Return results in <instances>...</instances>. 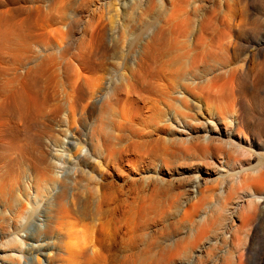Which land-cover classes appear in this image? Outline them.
<instances>
[{
  "label": "bare ground",
  "instance_id": "6f19581e",
  "mask_svg": "<svg viewBox=\"0 0 264 264\" xmlns=\"http://www.w3.org/2000/svg\"><path fill=\"white\" fill-rule=\"evenodd\" d=\"M53 1L0 0V73L5 71V65L8 67L0 83L1 189L22 166H27L26 188L30 191L33 182L42 177L45 189L55 187L61 180V189L55 197L58 200L66 191L78 188L69 177L58 179L54 174V166L48 161L49 144L41 141L36 131L44 108L50 120L59 119L62 112L60 107L48 104L39 83L41 78L58 77L71 91L66 112L68 129H76L77 139L89 145L90 152L85 155L84 163L92 162L91 149L94 154L102 149L106 152L107 169L99 186L107 192V199L113 191L122 190L116 185L118 179L108 180L117 171L122 172L123 180H133L125 190L128 197L145 191L153 202L163 195L176 193L182 199L185 220L198 219L195 233L189 241L179 242L176 252L200 251L201 255L206 250L201 244L210 231L216 233V241L223 240L224 233H230L240 222L241 228H247L248 237L238 254L239 257L247 255L252 251L257 229L264 223V0H194L191 11L177 10L175 0H146L143 75H135L131 83L135 88H131L134 104L143 119L139 125L121 122L132 131L129 135L116 136L100 117L91 127L87 140L82 139L85 122L91 118L87 116L101 106L112 107L128 85L123 80L116 83L110 95L102 102L99 100L106 87L107 61L114 51L102 0H83L89 6L77 10L65 21H57L62 23L61 28L50 32L45 29L48 22L55 23V18L48 16L45 19L48 22L44 21L36 29L41 32L34 34L35 38L32 36V44L36 47L42 44L45 48L38 47L41 55L35 65L23 72L14 66L30 55L29 37L35 33L31 32L32 28H36L31 22L33 15ZM167 1L173 4L171 8ZM21 14L25 15L23 19L18 18ZM82 19L85 22L77 37L74 28ZM85 40L88 46L83 45ZM20 64L23 65L22 61ZM137 134L139 138H135ZM58 137L57 134L51 137L56 145L61 142ZM36 146L46 154L38 156ZM84 172L79 169V176ZM36 175L41 178L36 179ZM216 177H229L242 185V201L233 202L229 195L221 203L223 215H211L204 210L208 183ZM24 190V198L19 194L13 201L16 210L9 203L11 199L5 201V194L0 195L3 202L0 223L7 222L9 228L17 229L11 230L8 236V243L16 244V249L22 248L23 241L18 231L22 226L16 222L32 220L39 189L33 191L36 194ZM71 206L75 210L74 201ZM12 221L16 225L12 226ZM134 225L126 223V233H133ZM38 226L49 235L56 230L51 215ZM127 237L131 241L133 236ZM259 253L264 254V242L259 246ZM7 259L0 264L21 263L18 259ZM34 263L43 264L39 255Z\"/></svg>",
  "mask_w": 264,
  "mask_h": 264
},
{
  "label": "rangeland",
  "instance_id": "374dc122",
  "mask_svg": "<svg viewBox=\"0 0 264 264\" xmlns=\"http://www.w3.org/2000/svg\"><path fill=\"white\" fill-rule=\"evenodd\" d=\"M54 1L44 7L45 9L43 8L36 16L33 15L31 22L33 25H36V28L35 26L32 28L31 32L35 33L30 34L29 37V43L31 40V45L33 46H30L28 50L30 58L28 57L27 60L30 62H27L26 59L21 60L24 66H21V61L14 63V66H18L21 72L27 69V67L35 65L34 63L41 55L38 47L45 50L42 44L39 46L37 45L38 47L32 44L34 41L32 39L35 38L34 34L41 32L36 29L43 26V22L47 21L45 19H47L48 16H52L56 20H54V24L47 21L49 26L45 30L50 32L61 28L60 26L62 23L60 24V22L57 21L69 19L77 10L80 11L89 6V2H82L83 0ZM182 1L175 0L174 5L177 10H182V8L190 10L194 7L192 3L194 0ZM101 4H103L105 18L110 25V27H108V35L111 38L109 39L110 42H112L111 44L114 47V51L107 61L108 70L105 72L106 74L104 73L106 87L99 100L101 102L104 101L110 95L116 83H120L123 80L128 85L122 89L117 103H114L110 108L107 107V112L105 110L106 107L104 108L101 106L102 109L104 108L103 110L99 107L91 116H87V118H91H89L84 125L85 135L82 137L84 140L89 139L88 135L91 132V127H93L95 122L97 123L100 120V117H102L101 120L104 123H108L107 125L112 129L109 130L116 134V136L129 135L132 131L127 129L128 127L125 128L122 126L120 124L121 122L122 124L128 122L137 124L138 122L139 125V121L143 119L142 112L137 113V106L134 104L135 97L132 96V89L135 90V88L131 83H133L132 81L135 77H141L143 75L142 50L146 33V0H102ZM26 5L30 6V3ZM172 5L171 2H168L170 8ZM24 16L25 15L21 14L18 18L23 19ZM83 20L84 19L81 20L82 23L79 22V25L74 28V30L78 32V34H76L77 37L80 35ZM87 40H85L86 42L84 41L83 45H89ZM6 67L5 65V71L3 69V72L7 75L8 67ZM18 68L16 67L17 71H19ZM54 70L55 73H58L56 68H54ZM3 72L0 73V83ZM8 72H10L9 69ZM132 77L134 79H132ZM60 82L58 77L54 80L41 78L39 81L40 85L42 84L41 87H43L41 89H44L43 96L48 100V104H50L51 107H60L62 112L60 111L58 115L59 119L50 120L46 117L47 108H44L42 117L36 126V131L38 132V136H40L39 139H41V141H47L49 144L47 155L50 165H52V167L54 166V174L58 179L69 177L72 179V182L76 183L78 188L75 189V191L73 189L66 191L65 196L58 200L57 198L55 199V197L61 189V180H58V184L56 183L55 187L51 186L45 189V182L43 183L42 180L43 177L41 178L40 175H36V179L41 178V180L35 179L36 181L33 182L34 184L31 188L32 192H36V190L39 189L36 192L38 196L35 204V214L32 220L29 219L28 221L26 219L27 221H24L25 224L16 222L18 226H22V230L18 227V229H20L18 231H21L19 236L23 239L21 249H16V244L8 243L12 227H10V229L7 222L0 223L1 262H4L8 258L7 260L18 259L21 261L20 264H35L34 260H36L39 255L43 264H49L50 259L52 264H264V254L261 255L259 253V246L264 242V223L257 229V233L253 240V247L251 246L252 251L244 257L240 256L241 258L239 257L238 251L239 247L242 248L247 243L248 234L246 233H248V230L247 228H241L240 222L234 226V231L232 230L230 233H224L225 237L223 240L216 241V233L210 231L208 233V238L201 244L206 247V250H204L201 255L199 254L200 251L180 252L177 250L176 252V245L179 242L185 243L193 236L198 222L197 218L185 220L183 217V202L178 194V197H176V193H173L174 195L168 194L169 197L168 195H163L162 197L156 198V201L153 202L150 198L148 199L149 196L145 191H143V193L141 192V195H133V193H131V197H128V193H126L127 191L125 190L129 188H127V186H129L128 183H132L133 180L131 181V178L129 179L130 181L123 180L122 178L124 175H122V172L120 173L117 171L113 173V176L108 178V180L114 181L118 179L116 185H119V189L122 187L121 189L123 191L115 190V192L113 191L111 193V197L107 199L105 197L107 192L99 186L101 185L104 171L107 169L105 159L106 152L102 149L95 153V155L91 149L93 153L91 158L92 162H90V164L84 163L83 159L85 155L90 152L89 145H85L84 141L82 142L77 139L76 129H68L66 112H68L67 109H69L67 107L69 106L68 98L71 91L62 82V84H60ZM87 112L88 111H86V115ZM104 119H106L107 122H105ZM78 121L79 115L76 118L77 123ZM60 127L63 129L61 132ZM75 127L76 126H74V128ZM62 131L65 133H62ZM52 134H54V136L57 134V137L60 134L58 139L61 142L59 141V144L56 145L55 141L52 140ZM139 137L138 134L135 135V138ZM72 140L75 142L73 141L71 145L70 141ZM36 149L35 152L38 156L45 153V150L42 148L38 149L36 146ZM241 158L244 159L245 157L242 156ZM26 169L27 166H22L10 177L9 181L12 186L8 182L6 186L8 185L9 188L5 186L4 189H1L0 187V195L5 194L4 196L7 198L6 200L3 196L5 201L11 199L9 203H13L12 207L15 210L16 203L14 205V202L21 195H23L22 197L24 198L26 193L24 189H27V192H31L30 189L28 190V188H26L28 187L26 186L28 185V176L27 173H25L27 172ZM79 169L85 171L84 175L81 177L78 174ZM37 181L38 183L40 181L42 182L37 184L38 187L36 186ZM94 185L97 186L95 187ZM208 186L209 188L205 193V206H207L204 207V210L211 215L224 214V211L221 209V206H223L221 203H224L223 201H225L229 195L231 196V198L229 197L230 200L232 199L231 201L233 202H235V200L238 202L242 201V198H240L242 195L240 187L242 185L236 183V181H233L231 178L229 179V177H216L208 183ZM34 192L33 194H36ZM13 194L16 196H13ZM11 196L14 199L9 198ZM1 198L0 196V204L2 205L3 202ZM127 200L128 202H126ZM71 201L75 202L74 208L76 213H80V215L74 212L75 210L71 206ZM1 205L0 214L2 212ZM83 210L87 211L84 212ZM81 212H83L85 216H82L83 214H81ZM138 213L143 216V219L139 217L140 215ZM48 215L53 216L56 227L55 232H53L54 234L52 233L50 235L41 232V230H39L40 226H38L40 223L42 224L44 222V219ZM13 223L16 225L15 221H12V226ZM126 223H131L132 225L136 224L133 226V233H126ZM13 228L14 231H12L16 232L17 229L15 227ZM127 235L133 236L131 241Z\"/></svg>",
  "mask_w": 264,
  "mask_h": 264
}]
</instances>
